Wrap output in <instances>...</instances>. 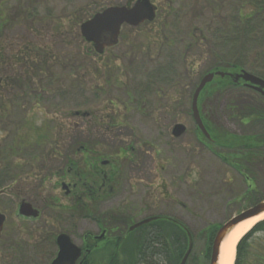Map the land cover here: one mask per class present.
<instances>
[{
	"label": "rangeland",
	"instance_id": "1",
	"mask_svg": "<svg viewBox=\"0 0 264 264\" xmlns=\"http://www.w3.org/2000/svg\"><path fill=\"white\" fill-rule=\"evenodd\" d=\"M102 1L95 0V4ZM151 1L160 8L158 19L139 29L123 28L127 38L122 35L116 47L102 53L75 35L73 38L67 34L69 43L61 53L58 68L45 80L46 93L24 107L9 102L8 110L0 113V146L5 142L7 130H19L27 141H37L42 133L45 141H60V157L76 158L68 146L78 135L77 130L80 131L83 134L80 142L97 153H104V159L113 162V168L110 164L103 167L108 172L115 170L112 180L115 190L106 207L133 208L138 210V218L158 212L176 215L192 230L198 253L203 256L207 239L202 230L223 224L236 211L248 207L249 201L244 196V176L199 143L191 115V96L214 54L220 52L226 56L233 51L234 48L219 49L217 33L224 31L239 36L240 12L253 14L255 25L251 41L244 47L239 44L236 47L243 51L242 68L264 78V56L260 55L264 52V11L259 14L255 7L256 3L264 7V0ZM91 3L92 0H0V9L8 18L9 36H12L15 29L27 26L24 16L29 6L38 8L41 19H45L44 15L48 14L91 11ZM192 33L200 39L199 45L191 40ZM47 56L44 66L51 69L54 64L51 55ZM170 61L181 75L166 82L174 87H163L160 95L142 92L141 80L154 67ZM140 65L142 69L137 68ZM182 88L187 98L171 94L172 89L178 93ZM11 91L15 88L7 87L3 95ZM253 95L243 86L212 90L199 100L200 112L214 127L244 133V129L250 131L251 127L243 128L234 122L228 116L229 106H249L254 101ZM78 111L86 112L89 117L74 116ZM113 118L118 120L117 125ZM175 123L188 128L180 138L172 135ZM63 161L59 158V163ZM19 176L16 174L18 183L24 182L26 177ZM46 184L45 191L53 194L52 182ZM57 194H64L62 188L57 189ZM48 197L51 199V195ZM3 204L5 197L0 194V207ZM59 224L62 229H68L64 228L67 223ZM260 238L256 233L248 241L241 264H258ZM44 248L50 251L49 247ZM28 254L34 257L15 260L10 258L6 247H0V264H48L40 255L35 257L34 250Z\"/></svg>",
	"mask_w": 264,
	"mask_h": 264
},
{
	"label": "flooded vegetation",
	"instance_id": "2",
	"mask_svg": "<svg viewBox=\"0 0 264 264\" xmlns=\"http://www.w3.org/2000/svg\"><path fill=\"white\" fill-rule=\"evenodd\" d=\"M240 72L241 69L229 73L236 75ZM234 77L229 74V78L238 86L247 88L263 99L264 109V96L261 92L242 79L235 82ZM182 93L184 94V90ZM6 133L5 142L0 146V163L4 167L6 181L3 205L6 220L0 237L3 245L0 247L7 248L11 259L24 261L28 257L33 258L34 256L28 253L34 250L37 252L35 257L40 255L48 264H52L60 252L58 237L63 233L70 235L71 240L81 248V256L74 264H84V262L91 264V255L102 259L103 249L108 243H115L121 259L151 258L154 255L155 248L152 241L155 230L150 227L129 230L139 221L138 210L127 207L125 211L126 207L118 206L116 212H110L113 208L106 207L107 193L113 191L111 185L113 173L103 169L109 164V161L102 156L105 155L104 153L100 152L98 156L96 152L92 157L90 154L95 151L86 147V143L73 141L70 145L75 148L70 151L76 158L60 157L61 144L58 140L27 141V137L19 130H7ZM76 154L84 156L79 157ZM59 158L68 162L73 161L75 164L72 163L70 166L64 164L59 167ZM75 169L86 171V174L79 173L81 181L87 178V172L92 180L77 184L68 176L60 179V171L71 172ZM16 174L24 175L26 177L24 182L18 183L19 178ZM64 180H68L66 183L69 184V190L63 187ZM47 181L52 182L53 194L45 191V188H48ZM83 187L86 189L83 190ZM60 188L64 191L63 195L57 194V189ZM49 195L51 199H48ZM24 202L31 203L39 213L31 215L26 207L24 212L28 215L21 213ZM31 212L35 213L32 210ZM155 215L161 218L170 216L158 212L146 215L142 219ZM59 222L67 223L68 226L64 228L68 229H62ZM260 233L262 234L261 250L264 251V223ZM179 240L184 246L185 240L182 237ZM175 241L178 242V239L175 238ZM44 246L49 247L50 251L46 252L45 248L44 251ZM168 263L167 255L166 264Z\"/></svg>",
	"mask_w": 264,
	"mask_h": 264
},
{
	"label": "trees",
	"instance_id": "3",
	"mask_svg": "<svg viewBox=\"0 0 264 264\" xmlns=\"http://www.w3.org/2000/svg\"><path fill=\"white\" fill-rule=\"evenodd\" d=\"M133 0H103L100 4H95V0L92 2V10L94 12L100 10L107 5L131 3ZM98 6V7H97ZM95 7H97L95 9ZM258 9H262L260 4H257ZM1 10V9H0ZM82 10V9H81ZM77 10L75 13L70 12L64 15L54 16L53 14L44 15L45 19H41L40 10L38 8H31L29 6L25 13V22L27 26H23L21 29H15L12 36H9V22L5 17V12L1 10L0 13V100H3V91L7 87L15 88V92L25 90L27 93L30 90L37 89L40 85L44 88L43 82L47 77H52L55 73L58 63H60L62 52L68 45V36L74 35L77 39L83 41L79 33V24L92 15V10L81 11ZM40 12V13H39ZM42 14V13H41ZM253 15V14H251ZM253 16L243 15L239 13V21L242 27V34L239 36H223V39L232 44H237L241 41V36L247 37L254 31ZM50 21H47V20ZM47 22L45 24L35 27L34 23ZM30 23V25H29ZM139 28V27H138ZM135 28V29H138ZM4 34V35H3ZM241 35V36H240ZM84 42V41H83ZM195 44L196 41H194ZM52 52H51V51ZM62 50V51H61ZM61 51V52H60ZM51 55V62H53L51 69L44 66L47 63L44 62L45 58ZM217 54V53H216ZM214 55L211 58L209 69L218 70L222 63H233L232 68H225L222 70H237L243 60L238 53H230L226 56L220 53ZM230 58V59H227ZM161 65L156 72L150 78L153 79V83L159 85V80L162 85L165 83L166 77L174 75V63L172 62L169 70V66ZM210 69V70H211ZM230 85L227 78H219V86L226 87ZM174 86H172L173 88ZM175 89L171 90V94H174ZM232 114L241 120L240 124L244 127H251L248 131L244 129V133L238 134L227 131L225 129L216 128L209 122L205 121L206 127L211 135V140L203 141L202 143L212 149L224 162L232 165L238 172L243 174L247 183V199L250 204H255L264 199V109L262 108V100L260 98H254L251 105L229 106ZM249 127V128H250ZM197 131H199L197 129ZM77 139V138H75ZM82 174H86V171H81ZM262 174V175H261ZM89 177L84 181H88ZM155 222L154 225L157 233L155 234L156 249L166 251L168 244L172 247L171 243H167L165 239L173 236H185V233L180 227L164 221ZM262 224V223H261ZM259 224L255 229L258 230L261 226ZM205 231L208 243H211L213 235L216 231L215 226ZM186 237V236H185ZM244 243L245 238L241 241L238 247V255L236 264H241L244 255ZM171 255V261L174 264L181 258L182 254L180 246L178 248L168 249ZM209 252L206 254L209 257ZM147 262L149 264H156L157 259L150 260H134L125 259L123 264H139ZM100 264V261L98 262ZM104 264H121L117 257V251L112 248L108 251ZM189 264H204L202 258L196 253L192 255Z\"/></svg>",
	"mask_w": 264,
	"mask_h": 264
},
{
	"label": "water",
	"instance_id": "4",
	"mask_svg": "<svg viewBox=\"0 0 264 264\" xmlns=\"http://www.w3.org/2000/svg\"><path fill=\"white\" fill-rule=\"evenodd\" d=\"M156 16V6L153 5L149 0H137L132 6H112L104 9L101 12L96 13L93 17L83 22L80 26L82 36L88 41L93 42L98 52H103L106 47L113 46L118 43V37L120 34L121 26L126 22L130 25L137 26L145 21H152ZM219 75H223L222 72H217ZM214 73H209L203 77L199 86L197 87L193 102L192 110L193 117L202 130V132L209 138L210 135L203 123L198 107V98L201 91L204 89L207 83L211 82ZM245 81H250L255 85L259 91L264 94V80L254 76L248 72H243L240 76ZM186 130L183 124H176L173 128V134L175 136L182 135ZM264 214V201L255 205L254 207L244 211L238 216L232 218L225 223L216 233L215 239L212 245L211 261L210 264H219L220 251L224 240L227 238L231 230L238 225L240 222L248 220L250 218ZM4 216L0 213V230L2 229ZM151 219L140 222L133 226L135 228L143 223L149 222ZM68 241V244L64 240ZM61 250L58 257L55 259L53 264H69L74 263L79 257L80 250L74 244H72L68 237H60ZM193 248V238L189 233V248L184 255L180 264H186L189 255Z\"/></svg>",
	"mask_w": 264,
	"mask_h": 264
},
{
	"label": "bare ground",
	"instance_id": "5",
	"mask_svg": "<svg viewBox=\"0 0 264 264\" xmlns=\"http://www.w3.org/2000/svg\"><path fill=\"white\" fill-rule=\"evenodd\" d=\"M264 219V214L250 218L236 225L227 238L224 240L219 264H234L236 260V248L239 241L247 234L258 222Z\"/></svg>",
	"mask_w": 264,
	"mask_h": 264
}]
</instances>
